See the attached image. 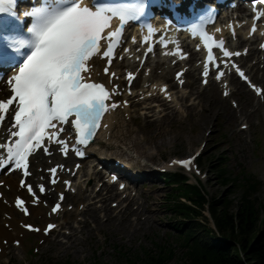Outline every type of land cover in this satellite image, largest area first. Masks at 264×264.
I'll return each instance as SVG.
<instances>
[{
	"label": "snow or ice",
	"instance_id": "snow-or-ice-1",
	"mask_svg": "<svg viewBox=\"0 0 264 264\" xmlns=\"http://www.w3.org/2000/svg\"><path fill=\"white\" fill-rule=\"evenodd\" d=\"M15 4L16 0H0V13L14 16ZM145 5L146 0L135 4H112L103 0H33L31 9L24 12V17L31 23L23 34L0 31V65H18L9 79L12 95L0 99V128L6 116L10 117L14 112V123L8 130L9 140L0 143V168L23 170L27 177L31 174L30 163L35 156L40 151L51 155L52 145L59 146L64 155L71 150H75L78 156L85 155L83 146L93 139L104 112L121 103L114 99L119 94L118 86L107 87L93 77L92 65L98 57L107 60L108 65L113 63L117 47L124 42L126 25L139 21ZM114 18L119 21V26L115 28ZM197 27L193 26L194 30ZM149 28L155 32L151 26ZM201 35L206 43L211 39L203 30ZM218 43L222 46L224 64L230 66L228 58L233 53L223 47V40ZM212 65H215L218 78L224 74L220 60L214 55L212 45L208 44L203 71L205 78ZM6 70L5 67L0 72ZM236 71L251 84L239 66ZM103 72L112 77L116 75L110 72L108 66L103 68ZM180 75L178 72L177 77ZM127 76L131 86L134 73L129 71ZM251 86L257 92H264L255 84ZM70 129L76 141L71 149L65 147L68 139L63 135ZM192 159L189 157L179 163L190 165ZM62 167L57 165L48 169L53 175V183ZM19 183L36 197L33 186L26 179H21ZM39 187L40 191L46 190L43 184ZM60 200H63V193ZM15 203L25 214L29 213L21 197L17 196ZM32 203H39V199H33ZM60 208L58 201L52 207V213ZM24 227L48 233L55 225L49 223L43 229L32 224Z\"/></svg>",
	"mask_w": 264,
	"mask_h": 264
},
{
	"label": "rangeland",
	"instance_id": "rangeland-1",
	"mask_svg": "<svg viewBox=\"0 0 264 264\" xmlns=\"http://www.w3.org/2000/svg\"><path fill=\"white\" fill-rule=\"evenodd\" d=\"M206 107L210 109H205V112L210 113L209 121L212 124H210V130L207 134L203 132L208 128V120L205 122L202 118V121H199L194 119L193 115L190 113L188 119L184 122H180L173 128H166V132L164 133L162 132L155 136H152L154 133H146L143 140L137 136L136 140L139 142L135 140L134 135L133 140L137 142L136 145L139 147L140 151L145 154L150 153L153 155L154 160L160 161L171 155H186L194 149L200 140L205 139V151L208 155V160L205 161L204 166L208 170L206 171V180L204 184L209 193L212 195H220L221 192H223L222 198L224 197V199H226L225 201H231L228 205L230 204V209L232 210L237 205L238 207L241 205L243 195L254 202H256L255 198H257V202L261 201V199H264V130L260 129L255 136L257 140L261 139L262 141V149L259 150V156L254 155L252 152L253 146H249L248 150L247 147H245L243 151L239 154L237 153L238 157L244 156L247 170L251 172V176L253 177L252 182L256 181L254 182L256 189L253 191V189L246 185L242 186V182H244L242 180L238 182L237 180L239 179H236V181L234 180L235 183H233V180H227L224 174H218L217 169L219 167L223 170V173L227 168L228 178H235L234 172L236 171H233L232 161H227V166H225L226 163H224V165L218 158V156L221 155V151L214 149L217 145L224 144L223 142H225L226 138L223 137V133H227V138L234 139L237 133V125L233 122L232 124L229 123L231 118L227 109L218 114L221 109L219 100L212 98L210 104H204V108ZM247 110H249V108H245V111ZM220 115L223 116L225 122L228 124L220 125ZM130 147L132 146L130 145ZM239 148L240 145H237V150H239ZM258 179H262L263 181L261 190ZM170 188L171 186L167 185V183L159 187L157 193L159 197L157 201H155L154 209L148 214V218L144 220L125 219L121 222L119 229L103 227L100 228L99 232L93 231L91 234H88L87 230H85L84 235L82 234L83 237H81V235L74 241L73 238L71 242L66 245L51 244L52 246L48 248V251L44 248V252L31 262L35 264H51L52 262L63 261L69 258L81 264H94V261L91 259L93 254L96 253L100 255L102 262L105 264H120L121 259L123 260L125 256L119 254L115 246L124 250L130 249L128 255H131V252L140 251L141 253L142 249L157 252L158 249L154 243H160L166 239L168 240L167 230L169 222L172 223L173 220L171 219L173 214L172 210L168 207V204H171L170 200L168 201V198L164 199V194H167ZM218 210L220 211L221 209L218 208ZM188 222V226H191L192 224L190 225V221ZM126 223L131 226H128ZM169 242V247L173 248L175 253L170 264H177V260H179V264H184L183 249L180 243H178V240H169Z\"/></svg>",
	"mask_w": 264,
	"mask_h": 264
},
{
	"label": "trees",
	"instance_id": "trees-1",
	"mask_svg": "<svg viewBox=\"0 0 264 264\" xmlns=\"http://www.w3.org/2000/svg\"><path fill=\"white\" fill-rule=\"evenodd\" d=\"M229 202L223 203L222 210L213 209L216 215L219 230L235 238L237 233L241 237V247L243 255L234 254L235 246L231 244H220L216 249V256L203 255L202 260L196 259L193 264H264V223L262 229L256 234V218L252 219L253 207L250 206L248 213L245 214V203L248 199H243L237 211L230 209ZM250 203V202H249ZM150 263V260L147 264Z\"/></svg>",
	"mask_w": 264,
	"mask_h": 264
},
{
	"label": "bare ground",
	"instance_id": "bare-ground-1",
	"mask_svg": "<svg viewBox=\"0 0 264 264\" xmlns=\"http://www.w3.org/2000/svg\"><path fill=\"white\" fill-rule=\"evenodd\" d=\"M160 133V132H159ZM158 133V134H159ZM152 136H155L154 134L152 135ZM154 141V140H153ZM106 208V207H105ZM92 212H94V210H92ZM0 235H8L7 234V232H6V230L2 227V226H0Z\"/></svg>",
	"mask_w": 264,
	"mask_h": 264
}]
</instances>
